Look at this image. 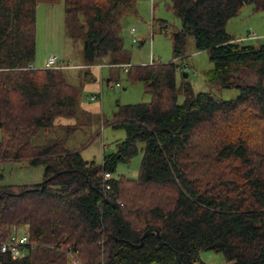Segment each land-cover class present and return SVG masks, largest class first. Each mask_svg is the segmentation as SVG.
Wrapping results in <instances>:
<instances>
[{"label": "trees", "instance_id": "obj_1", "mask_svg": "<svg viewBox=\"0 0 264 264\" xmlns=\"http://www.w3.org/2000/svg\"><path fill=\"white\" fill-rule=\"evenodd\" d=\"M57 1L0 0V162L44 166L40 183L0 185V245L28 232L25 255L0 248V264H204L205 250L228 264H264V43L244 44L225 28L244 5L264 11V0H169L181 23L170 36L174 59L139 65L124 60L118 31L135 0H64L86 65L129 64L128 79L151 93L150 102L118 104L112 126L125 138L100 163L60 136L31 143L43 129L79 127V88L63 67H34L37 6ZM188 35L213 64L205 80L236 86L235 98L177 85ZM242 68L257 81L238 85ZM138 153L136 177L113 176Z\"/></svg>", "mask_w": 264, "mask_h": 264}, {"label": "rangeland", "instance_id": "obj_2", "mask_svg": "<svg viewBox=\"0 0 264 264\" xmlns=\"http://www.w3.org/2000/svg\"><path fill=\"white\" fill-rule=\"evenodd\" d=\"M169 0H135L134 11L125 13L119 23V35L128 55L124 60L130 65L149 64L151 57L155 61L173 60L171 34L181 27L179 18L170 10ZM67 13L64 0L55 3H40L36 12V53L34 67L45 68L48 59L55 56L63 63L65 80L79 88L77 130L65 135L62 125L41 130L31 138V143L45 144L50 138L60 136L64 146L70 151L80 152L86 161L100 163L104 154L113 152L118 142L125 138V131L113 127V115L119 105L150 102L151 93L142 82H131L123 66H110L105 59L94 65H86L84 58V36L72 37L67 33ZM164 20L161 28L152 18ZM136 29L134 41L131 28ZM226 31L233 38L245 39L244 44L258 46L264 43V11L253 10L252 5H244L239 13L226 23ZM184 64L177 73V85L188 84L194 93L211 92L222 99L235 98L239 89L236 86L222 87L219 83L207 82L204 72L213 67L205 51H196L192 35L186 39ZM186 65L188 66L186 68ZM186 74V75H185ZM107 80L120 85L111 88ZM238 85L254 83L257 76L252 70L240 69L235 79ZM96 96L92 99V96ZM185 94L182 89L177 94L178 103H182ZM62 123H75L73 120H61ZM2 134L0 131V140ZM141 161L138 153L128 163H119L113 176L125 174L136 177ZM44 166H30L25 162H0V185L37 184L43 179ZM23 232V227L18 231ZM204 264H228L221 253L211 250L200 251Z\"/></svg>", "mask_w": 264, "mask_h": 264}, {"label": "built area", "instance_id": "obj_3", "mask_svg": "<svg viewBox=\"0 0 264 264\" xmlns=\"http://www.w3.org/2000/svg\"><path fill=\"white\" fill-rule=\"evenodd\" d=\"M130 33L132 34V38L134 41L137 40V36H135L136 33V29L135 28H131ZM154 58L151 57V61L150 63L154 62ZM65 65L63 63H58L56 60L55 56H51L47 63H46V67H50V68H61L64 67ZM129 66V64H123L124 70L127 71V67ZM120 85L118 82L115 83H110L109 86L111 88H115L116 86ZM92 99H95L96 96H92ZM106 177H109V174L105 175ZM26 243H28V232L27 229L25 231H23L22 233L19 234H13L12 236H10V238L3 242L0 245L1 251L3 252H9L14 258H19V257H23L25 255V251L22 248L23 245H25ZM71 264H78L76 261H72Z\"/></svg>", "mask_w": 264, "mask_h": 264}, {"label": "water", "instance_id": "obj_4", "mask_svg": "<svg viewBox=\"0 0 264 264\" xmlns=\"http://www.w3.org/2000/svg\"><path fill=\"white\" fill-rule=\"evenodd\" d=\"M186 75V74H185Z\"/></svg>", "mask_w": 264, "mask_h": 264}]
</instances>
